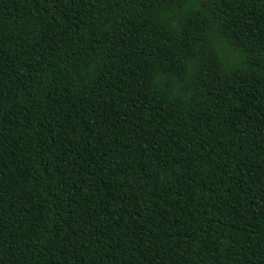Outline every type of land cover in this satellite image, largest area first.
<instances>
[{"label": "trees", "instance_id": "obj_1", "mask_svg": "<svg viewBox=\"0 0 264 264\" xmlns=\"http://www.w3.org/2000/svg\"><path fill=\"white\" fill-rule=\"evenodd\" d=\"M0 264H264V0H0Z\"/></svg>", "mask_w": 264, "mask_h": 264}]
</instances>
